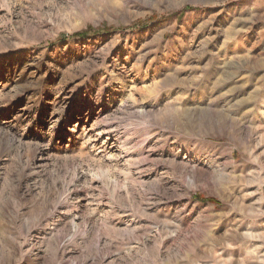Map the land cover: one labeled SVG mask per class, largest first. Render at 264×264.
I'll return each instance as SVG.
<instances>
[{
	"label": "rangeland",
	"instance_id": "374dc122",
	"mask_svg": "<svg viewBox=\"0 0 264 264\" xmlns=\"http://www.w3.org/2000/svg\"><path fill=\"white\" fill-rule=\"evenodd\" d=\"M0 264H264V0H0Z\"/></svg>",
	"mask_w": 264,
	"mask_h": 264
},
{
	"label": "trees",
	"instance_id": "16d2710c",
	"mask_svg": "<svg viewBox=\"0 0 264 264\" xmlns=\"http://www.w3.org/2000/svg\"><path fill=\"white\" fill-rule=\"evenodd\" d=\"M141 24V22H137V23H134L132 25V27H135L137 25ZM116 30L118 28H113V30ZM108 30H111L110 28H107L105 26H103L102 28H99V31H108ZM91 32V29H88V30H84V31H80V32H75L73 34H71L70 36H64V35H60V39H65V38H74V37H86L87 34H89Z\"/></svg>",
	"mask_w": 264,
	"mask_h": 264
}]
</instances>
